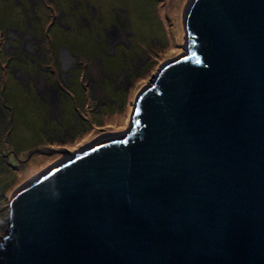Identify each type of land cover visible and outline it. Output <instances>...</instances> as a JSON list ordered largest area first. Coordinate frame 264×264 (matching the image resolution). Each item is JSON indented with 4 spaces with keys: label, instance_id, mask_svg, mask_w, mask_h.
<instances>
[{
    "label": "water",
    "instance_id": "1",
    "mask_svg": "<svg viewBox=\"0 0 264 264\" xmlns=\"http://www.w3.org/2000/svg\"><path fill=\"white\" fill-rule=\"evenodd\" d=\"M182 16L129 127L14 191L3 264H264V0Z\"/></svg>",
    "mask_w": 264,
    "mask_h": 264
},
{
    "label": "rangeland",
    "instance_id": "2",
    "mask_svg": "<svg viewBox=\"0 0 264 264\" xmlns=\"http://www.w3.org/2000/svg\"><path fill=\"white\" fill-rule=\"evenodd\" d=\"M187 2L89 0L80 11L87 22L78 23L74 32L59 33L56 40L52 28L49 38L33 45L32 49L45 53L44 61L28 63L36 83L35 77L29 81L27 73L23 80L27 84L9 75V50L4 49L9 38L0 34V108L7 111L6 115L0 110V242L8 228L12 194L66 155L56 154L58 148L72 153L97 137L129 127L139 91L163 62L185 52L182 15ZM46 5L43 0L36 10L43 17L40 33L59 10L54 7L52 13ZM17 8V3L0 0V26L5 25L1 17L8 13L4 12ZM118 32L122 35L114 36ZM65 50L75 57L71 67L64 63ZM97 64L102 73L94 80L92 70ZM40 78L48 80L52 90L37 87ZM99 90L102 95L96 94ZM44 151L49 155L39 153Z\"/></svg>",
    "mask_w": 264,
    "mask_h": 264
},
{
    "label": "flooded vegetation",
    "instance_id": "3",
    "mask_svg": "<svg viewBox=\"0 0 264 264\" xmlns=\"http://www.w3.org/2000/svg\"><path fill=\"white\" fill-rule=\"evenodd\" d=\"M5 1L6 2L8 1V3L13 2V4L17 3L18 5L17 10H15L14 12H10V11L4 12L8 14L3 15L1 17V19L3 20L2 24H5V25L0 26V34H5L7 38H9V40L6 42V45L4 47V49L9 50L7 52V56L9 57L8 63L11 65L9 67L8 73L11 77L17 76L19 82L23 84H27V83H24V81L21 80L17 74L27 73L29 81L32 80L33 77H35V83H36L37 76H35V74L32 73V70L30 72H24L23 68L16 67L15 65L24 64L25 68H30L31 66L29 67L28 63L31 62L32 64H34L36 60H38L39 62L44 61L45 53L39 50L32 49L33 48L32 46L31 53L29 54L28 53L22 54L21 51H18L17 54L13 55L11 54V49H14L17 44H21L22 40H24V42L27 43L24 37L28 36L29 34H32V37L35 40L42 41L43 37L49 38V35L51 33L50 30L52 28H54L53 34H55V40L58 39L59 33H65L66 31L74 32V28L78 23H81L82 20L84 22H87L85 18L83 19V14H80V11L83 10L81 7L83 6L85 7L86 4L89 3V0H44V4L47 3L46 7H48L52 13L54 12V7H56V9L57 8L59 9L58 11L54 12L55 14L52 15V18L50 20V25H48V28L49 27L50 28L45 29L44 33H40V32H43V28L41 27L43 24V17L42 15L38 14L36 11L37 8L42 7L43 0H10V2L9 0H5ZM88 6L90 7L89 4ZM43 9H45V7H43ZM91 10H95V9L91 8ZM4 11H6L5 8H4ZM111 33L112 31H109L108 35H111ZM10 34H13V36L10 37L9 36ZM118 34L122 35V33L120 32H118ZM19 35L20 37L17 38ZM9 41H11V45H9L8 43ZM110 41L116 43L114 36L112 40L110 36ZM20 48L25 49L23 44H21ZM17 58L21 61V63L17 61ZM31 58H34V59L31 60ZM1 60L2 58L0 55V65L2 64ZM39 67L40 66H38V69H40ZM42 94H45V93H42ZM0 110L5 112L4 114L7 115V111H5L4 108H0ZM0 122H2L1 116H0ZM58 149L59 150L56 151V154L67 153L65 147H61ZM53 152L55 151H52L51 153ZM39 153L49 155V152L47 151L39 152ZM31 154L32 152L30 153V156Z\"/></svg>",
    "mask_w": 264,
    "mask_h": 264
},
{
    "label": "snow or ice",
    "instance_id": "4",
    "mask_svg": "<svg viewBox=\"0 0 264 264\" xmlns=\"http://www.w3.org/2000/svg\"><path fill=\"white\" fill-rule=\"evenodd\" d=\"M25 40L27 41V43L24 42V40L21 41V44L24 45L25 49L27 51H31V48L34 44L38 43L39 41H33L32 39V34H29ZM9 45H11V41L8 42ZM21 44H17L16 47L14 49H11V54L15 55L18 53ZM34 59V58H33ZM75 57L71 54H69L66 50L64 53V63L65 65H67L68 67H71L72 63L74 62ZM197 63H203V61L197 60ZM16 67H20L24 69V72H30L31 69L30 68H25L24 64L21 65H15ZM19 76V78L21 80L27 79V77H25V75L23 73H18L17 74ZM49 81L46 79H41L37 82V87L41 88V89H47ZM0 264H3L2 260H0Z\"/></svg>",
    "mask_w": 264,
    "mask_h": 264
},
{
    "label": "bare ground",
    "instance_id": "5",
    "mask_svg": "<svg viewBox=\"0 0 264 264\" xmlns=\"http://www.w3.org/2000/svg\"><path fill=\"white\" fill-rule=\"evenodd\" d=\"M116 35H117V37H119L118 33H115V34H114V36H116ZM101 73H102L101 67L99 66V64H97L96 67L92 70L93 79H94V80H99L100 77H101ZM41 79H43V78H40L39 80H41ZM122 80H123V78H122ZM40 89H41V88H40ZM50 89H51V87H50V86H47V89H46V90H45V89H41V90L47 92V91H49ZM51 90H52V89H51ZM96 94H97V95H102V90L97 91ZM117 133H121V132H117ZM107 134H112V132H108ZM107 134H104V135L100 136L99 138L97 137L96 140H99V139H101V138L107 136Z\"/></svg>",
    "mask_w": 264,
    "mask_h": 264
}]
</instances>
